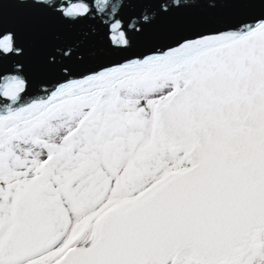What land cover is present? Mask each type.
<instances>
[{
	"label": "snow or ice",
	"instance_id": "obj_1",
	"mask_svg": "<svg viewBox=\"0 0 264 264\" xmlns=\"http://www.w3.org/2000/svg\"><path fill=\"white\" fill-rule=\"evenodd\" d=\"M0 264H264V0H0Z\"/></svg>",
	"mask_w": 264,
	"mask_h": 264
}]
</instances>
